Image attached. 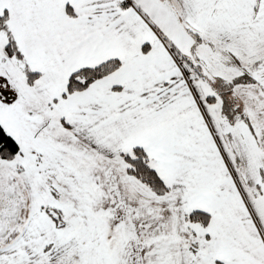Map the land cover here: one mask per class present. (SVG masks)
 <instances>
[{"label":"snow or ice","instance_id":"obj_1","mask_svg":"<svg viewBox=\"0 0 264 264\" xmlns=\"http://www.w3.org/2000/svg\"><path fill=\"white\" fill-rule=\"evenodd\" d=\"M0 264H264V0H0Z\"/></svg>","mask_w":264,"mask_h":264}]
</instances>
